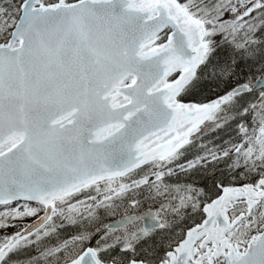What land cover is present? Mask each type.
Instances as JSON below:
<instances>
[{
  "label": "snow or ice",
  "instance_id": "1",
  "mask_svg": "<svg viewBox=\"0 0 264 264\" xmlns=\"http://www.w3.org/2000/svg\"><path fill=\"white\" fill-rule=\"evenodd\" d=\"M0 264H264V0H0Z\"/></svg>",
  "mask_w": 264,
  "mask_h": 264
}]
</instances>
